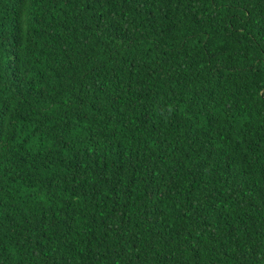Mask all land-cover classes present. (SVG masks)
Instances as JSON below:
<instances>
[{"label":"trees","instance_id":"16d2710c","mask_svg":"<svg viewBox=\"0 0 264 264\" xmlns=\"http://www.w3.org/2000/svg\"><path fill=\"white\" fill-rule=\"evenodd\" d=\"M0 264H264V0H0Z\"/></svg>","mask_w":264,"mask_h":264}]
</instances>
